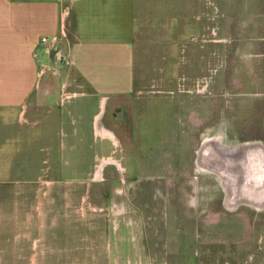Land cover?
I'll return each mask as SVG.
<instances>
[{"label": "crops", "instance_id": "crops-1", "mask_svg": "<svg viewBox=\"0 0 264 264\" xmlns=\"http://www.w3.org/2000/svg\"><path fill=\"white\" fill-rule=\"evenodd\" d=\"M197 4L0 0V264H111L128 239L91 192L116 141L132 159L145 40L197 25Z\"/></svg>", "mask_w": 264, "mask_h": 264}, {"label": "rangeland", "instance_id": "rangeland-1", "mask_svg": "<svg viewBox=\"0 0 264 264\" xmlns=\"http://www.w3.org/2000/svg\"><path fill=\"white\" fill-rule=\"evenodd\" d=\"M196 2L199 25L145 40L139 140L129 160L116 141L91 192L128 239L111 264H264V184L208 159L264 151V0Z\"/></svg>", "mask_w": 264, "mask_h": 264}, {"label": "bare ground", "instance_id": "bare-ground-1", "mask_svg": "<svg viewBox=\"0 0 264 264\" xmlns=\"http://www.w3.org/2000/svg\"><path fill=\"white\" fill-rule=\"evenodd\" d=\"M214 148H215V151H218L217 147H214ZM207 153H208L207 150L206 151L203 150V153H202L203 156L202 157H205ZM212 153H213V151H210V156L209 157L210 158L214 157L216 159H214V160H211L210 158H208V159H209L210 163L212 161H214L216 163V167L218 165L224 164V163L227 164L228 167L231 168V170H236V168H238V167L241 168V169L243 167H246L245 170L242 171V173L243 174H246V173L248 174V182H250V184L253 183V182L256 183V180H258L260 183L262 182V184H264V162H262L264 160V151L263 150L256 149L255 147H250V148L246 147L244 149H238V150L237 149H233L230 152V154L226 155V157L223 156L222 154H220L222 152H219V155H214ZM241 153H243L242 156L240 155ZM229 156L230 157L232 156L233 159H230ZM237 157H238V159H237ZM234 158H236V159H234ZM254 158H255V160H258L260 162L258 168H251L250 164L253 162ZM241 159H244L245 162L241 161ZM230 164H231V166H230ZM224 168L227 169L226 166ZM221 172H222V170H221ZM259 198L263 199L262 197H259Z\"/></svg>", "mask_w": 264, "mask_h": 264}, {"label": "flooded vegetation", "instance_id": "flooded-vegetation-1", "mask_svg": "<svg viewBox=\"0 0 264 264\" xmlns=\"http://www.w3.org/2000/svg\"><path fill=\"white\" fill-rule=\"evenodd\" d=\"M245 148H246V147H245ZM247 148H250V147H247ZM236 149L238 150V149H244V148H239V147H238V148H236ZM202 156H203V155H202ZM219 170H220V169H219ZM219 172H220V171H219ZM220 173H221V172H220ZM221 174H222V173H221ZM223 174H224V173H223ZM223 174H222V175H223ZM225 174H226V173H225ZM225 174H224V175H225Z\"/></svg>", "mask_w": 264, "mask_h": 264}, {"label": "built area", "instance_id": "built-area-1", "mask_svg": "<svg viewBox=\"0 0 264 264\" xmlns=\"http://www.w3.org/2000/svg\"><path fill=\"white\" fill-rule=\"evenodd\" d=\"M42 40H43V42L47 41V39H46V38H42Z\"/></svg>", "mask_w": 264, "mask_h": 264}]
</instances>
